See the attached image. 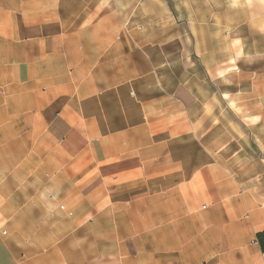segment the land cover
Instances as JSON below:
<instances>
[{
    "label": "crops",
    "instance_id": "1",
    "mask_svg": "<svg viewBox=\"0 0 264 264\" xmlns=\"http://www.w3.org/2000/svg\"><path fill=\"white\" fill-rule=\"evenodd\" d=\"M186 1L0 0V264H264V89L216 146Z\"/></svg>",
    "mask_w": 264,
    "mask_h": 264
},
{
    "label": "rangeland",
    "instance_id": "2",
    "mask_svg": "<svg viewBox=\"0 0 264 264\" xmlns=\"http://www.w3.org/2000/svg\"><path fill=\"white\" fill-rule=\"evenodd\" d=\"M7 0V6L14 4ZM175 6L182 18L170 19L176 29L167 35L168 53L183 57L184 76L198 74L206 112L213 109L216 146L224 139V128L236 137L245 115L240 109L253 108L254 91L264 89V0L243 3L240 0H189ZM45 13L46 2L38 4ZM176 21V22H175ZM41 19L38 20V23ZM168 22V21H167ZM197 71H191V65ZM194 68V66H193ZM209 116L208 123H211ZM205 132V129L200 133Z\"/></svg>",
    "mask_w": 264,
    "mask_h": 264
},
{
    "label": "trees",
    "instance_id": "3",
    "mask_svg": "<svg viewBox=\"0 0 264 264\" xmlns=\"http://www.w3.org/2000/svg\"><path fill=\"white\" fill-rule=\"evenodd\" d=\"M256 239L260 245V248L264 251V230L256 233Z\"/></svg>",
    "mask_w": 264,
    "mask_h": 264
}]
</instances>
